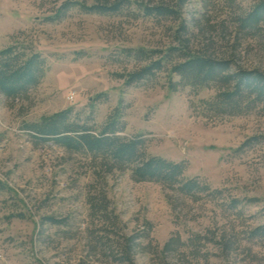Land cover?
Wrapping results in <instances>:
<instances>
[{"label":"rangeland","instance_id":"rangeland-1","mask_svg":"<svg viewBox=\"0 0 264 264\" xmlns=\"http://www.w3.org/2000/svg\"><path fill=\"white\" fill-rule=\"evenodd\" d=\"M65 1L0 0V52L18 47L44 60L42 76L25 98L0 94V264H116L107 249H93L103 225L90 218L87 204L96 184L106 186L121 222L114 233L140 237L134 264H264V242L241 237V225L258 224L264 215V109L215 125L192 108L214 97V89L173 92L163 73L154 82L127 86L118 75L136 64L126 51L166 52L178 22L77 8L49 21ZM253 3L186 0L183 19L193 33L192 48L212 41L210 53L264 72V29L261 36L236 39L234 20ZM117 108L122 137L142 136L149 155L186 162L188 178L243 200L244 218L235 220L213 196L196 202L164 185L137 183L131 170H116L99 184L84 152L38 141L26 130L68 112L69 121L98 133ZM250 199L262 202L249 205ZM171 239L183 244L164 251Z\"/></svg>","mask_w":264,"mask_h":264},{"label":"trees","instance_id":"trees-1","mask_svg":"<svg viewBox=\"0 0 264 264\" xmlns=\"http://www.w3.org/2000/svg\"><path fill=\"white\" fill-rule=\"evenodd\" d=\"M185 5L186 0H66L54 17L48 20H60L77 8L100 16H127L134 20L146 18L158 23L178 22L174 43L166 52L142 48L127 50L126 58L133 61L136 67L118 75L119 78L127 86H133L154 82L163 73L167 76V86L173 92L178 87H189L194 95H198L202 90L214 89V97L193 102L192 108L215 125L228 117L246 116L264 109V72L239 67L229 55L216 56L210 53L212 41L193 49L190 38L193 33L183 19ZM234 24L238 41L240 34L247 38L261 36L264 29V0H254L249 11L236 18ZM43 66L44 60L37 53L29 54L27 49L18 47L4 49L0 52V94L11 101L25 98L29 90L38 84ZM174 77H178L179 81L176 82ZM26 130L38 141H53L67 150L84 152L91 159V168L99 184H106L108 175L116 170H131L132 179L137 183L164 185L196 202L202 196H213L212 200L221 201L225 212L234 216L235 220L244 218L243 200L229 196L226 189H212L199 177L188 178L186 162H174L149 155L142 136L122 137L124 127L122 113L118 108L98 133L91 127H81L69 121L68 112L46 118L38 125L28 126ZM251 142L248 141L245 146ZM248 202L250 205L262 200L250 199ZM87 204L90 207V218L103 224L96 231V236L93 233L96 240L93 249H107L104 254L116 264H134L136 252L142 247L140 237L134 234L119 237L114 233L115 228H120L121 222L111 210L106 186H93L87 196ZM241 226L242 238L248 242H264V215L258 224ZM223 240L225 239L220 238L219 243L223 244ZM181 244L180 239H171L165 244L164 251ZM231 246L226 243L223 248L229 250Z\"/></svg>","mask_w":264,"mask_h":264}]
</instances>
